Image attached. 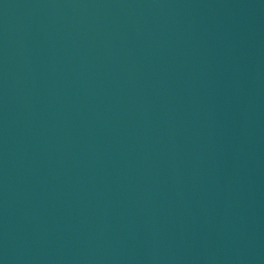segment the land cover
I'll list each match as a JSON object with an SVG mask.
<instances>
[{"label":"water","instance_id":"95a60500","mask_svg":"<svg viewBox=\"0 0 264 264\" xmlns=\"http://www.w3.org/2000/svg\"><path fill=\"white\" fill-rule=\"evenodd\" d=\"M0 264H264V0H0Z\"/></svg>","mask_w":264,"mask_h":264}]
</instances>
